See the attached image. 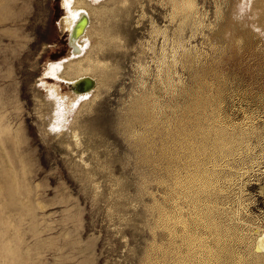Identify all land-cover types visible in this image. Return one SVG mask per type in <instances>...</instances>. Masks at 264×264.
Listing matches in <instances>:
<instances>
[{
    "label": "rangeland",
    "instance_id": "1",
    "mask_svg": "<svg viewBox=\"0 0 264 264\" xmlns=\"http://www.w3.org/2000/svg\"><path fill=\"white\" fill-rule=\"evenodd\" d=\"M234 1L85 0L96 95L54 129L62 0H0V264H264V25L227 33Z\"/></svg>",
    "mask_w": 264,
    "mask_h": 264
},
{
    "label": "bare ground",
    "instance_id": "2",
    "mask_svg": "<svg viewBox=\"0 0 264 264\" xmlns=\"http://www.w3.org/2000/svg\"><path fill=\"white\" fill-rule=\"evenodd\" d=\"M188 4L190 6L193 3L189 1ZM61 5L65 12L62 30L66 29L69 37L71 33L73 34L74 28L78 32L74 37L69 38L68 43L71 48L69 55L66 58H61V60L49 61V59L41 74L42 102L54 106V129H61L68 125L72 120V115L80 112L96 95L98 79L92 75V72L95 65H101L100 61L95 62L91 59V18L85 0H62ZM232 10L234 13L232 15L238 22L230 19L229 25L226 26L227 33L229 30L242 33V29L246 25L254 30L257 29L260 33L263 32L261 26L264 25V0H235ZM234 34L235 39L239 38V35ZM87 75L95 80L90 88L78 90L76 93L63 91L64 89L73 90L71 88L73 82ZM9 130L10 128L7 127L6 131L9 132ZM66 130L69 131V128ZM258 244L264 251V233H261L258 238Z\"/></svg>",
    "mask_w": 264,
    "mask_h": 264
},
{
    "label": "water",
    "instance_id": "3",
    "mask_svg": "<svg viewBox=\"0 0 264 264\" xmlns=\"http://www.w3.org/2000/svg\"><path fill=\"white\" fill-rule=\"evenodd\" d=\"M61 9H63V8H61ZM73 30H74L73 34L71 33L69 38L74 37L76 35V33L78 32V30L76 28H74ZM94 83H95V80L91 76L87 75L85 77H82V78L75 80L73 82V84L71 85V88L74 89L75 91H78L81 89L90 88V86L93 85Z\"/></svg>",
    "mask_w": 264,
    "mask_h": 264
}]
</instances>
